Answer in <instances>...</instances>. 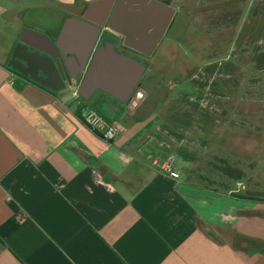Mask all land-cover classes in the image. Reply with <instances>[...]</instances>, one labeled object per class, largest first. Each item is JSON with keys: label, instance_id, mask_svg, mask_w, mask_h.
<instances>
[{"label": "crops", "instance_id": "crops-1", "mask_svg": "<svg viewBox=\"0 0 264 264\" xmlns=\"http://www.w3.org/2000/svg\"><path fill=\"white\" fill-rule=\"evenodd\" d=\"M117 3L0 0V264H264V142L256 166L229 181L189 176L188 159L172 162L178 177L154 164L169 160L174 145L157 135V110L142 108L147 55L123 50L124 36L108 28ZM139 4L128 0L126 9ZM96 28L79 73L71 53H81ZM49 40L70 52L83 102L120 125L114 140L81 118L82 104L51 70ZM110 43L131 62L115 64L112 80L101 65L86 81ZM140 63L145 71L129 93ZM106 82L117 85L113 92Z\"/></svg>", "mask_w": 264, "mask_h": 264}, {"label": "rangeland", "instance_id": "rangeland-1", "mask_svg": "<svg viewBox=\"0 0 264 264\" xmlns=\"http://www.w3.org/2000/svg\"><path fill=\"white\" fill-rule=\"evenodd\" d=\"M169 1L173 22L143 57L142 108L157 110L170 162L188 159L186 172L209 174L206 183L229 181L263 149L264 0Z\"/></svg>", "mask_w": 264, "mask_h": 264}, {"label": "water", "instance_id": "water-1", "mask_svg": "<svg viewBox=\"0 0 264 264\" xmlns=\"http://www.w3.org/2000/svg\"><path fill=\"white\" fill-rule=\"evenodd\" d=\"M126 1L128 0H118L117 6L113 10V13L109 19L108 28L116 30L124 36L123 44L125 46L136 52L150 56L155 51L159 41L164 36L168 27L172 24L176 9L160 0H136L140 3V10L136 12H128L126 9ZM126 13L130 17V20L121 18ZM151 27H155V29L150 35H148L147 32ZM64 30H66V27H64ZM95 32L96 33H94V36L89 40L88 43H86L81 53H71L77 54V60L82 65V69L79 73L85 69L91 57L97 38L101 33V28H96ZM43 37L46 36L44 35ZM49 41L50 43H53L51 40ZM63 41L64 34L61 37V42ZM114 47V43L108 44V57L105 61H100V54L97 56L92 66L89 68L86 81H90L96 75L101 65L104 67L105 73L103 78L106 79V81L110 79L112 80L113 75L111 74L114 73L115 64L126 61L131 62V59L127 56L116 53ZM43 50L55 60L51 70L53 69L52 71L61 77L63 81V87L68 88L77 75L69 74L68 64L71 60L68 58V54L70 52L64 49L60 41L53 43V48H44ZM145 68L146 66L144 63L139 64L138 78L135 77L130 81L128 90L129 93H131L136 85L140 82ZM106 83L108 84L107 87L111 92H113V89L117 87V85H114L113 82ZM78 92L80 94V89H78Z\"/></svg>", "mask_w": 264, "mask_h": 264}, {"label": "built area", "instance_id": "built-area-1", "mask_svg": "<svg viewBox=\"0 0 264 264\" xmlns=\"http://www.w3.org/2000/svg\"><path fill=\"white\" fill-rule=\"evenodd\" d=\"M68 88L71 90L72 97H74V99H77L79 103L82 104L81 118L87 124V126L105 140H114L121 131L120 125L116 122L108 120L98 110L93 107L87 106L83 102L78 92V84L76 82V79L73 80L72 84L69 85ZM142 98L143 93L140 91L137 92L136 98L132 101V106H136ZM153 162L154 164H160L161 167L169 172L172 176H179V173L173 169L172 162H170L169 160L160 163L157 159H155ZM238 185L241 186L242 183L239 182Z\"/></svg>", "mask_w": 264, "mask_h": 264}, {"label": "flooded vegetation", "instance_id": "flooded-vegetation-1", "mask_svg": "<svg viewBox=\"0 0 264 264\" xmlns=\"http://www.w3.org/2000/svg\"><path fill=\"white\" fill-rule=\"evenodd\" d=\"M116 42H117V40H116ZM118 43H119V45H121V47H122L123 50H131V51H133V52H136V51L132 50L131 48L125 46V45L123 44L122 41H120V42H118ZM136 53H137V52H136ZM143 56H144V55H143Z\"/></svg>", "mask_w": 264, "mask_h": 264}]
</instances>
